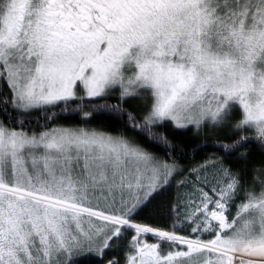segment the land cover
<instances>
[{
  "label": "snow or ice",
  "instance_id": "obj_1",
  "mask_svg": "<svg viewBox=\"0 0 264 264\" xmlns=\"http://www.w3.org/2000/svg\"><path fill=\"white\" fill-rule=\"evenodd\" d=\"M0 264H264V0H0Z\"/></svg>",
  "mask_w": 264,
  "mask_h": 264
},
{
  "label": "trees",
  "instance_id": "obj_2",
  "mask_svg": "<svg viewBox=\"0 0 264 264\" xmlns=\"http://www.w3.org/2000/svg\"><path fill=\"white\" fill-rule=\"evenodd\" d=\"M72 108H75V105L70 106V110H71ZM66 119H67V120H72L73 117H72V116H69V117H66Z\"/></svg>",
  "mask_w": 264,
  "mask_h": 264
}]
</instances>
